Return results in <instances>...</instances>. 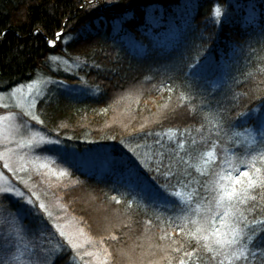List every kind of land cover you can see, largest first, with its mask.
Instances as JSON below:
<instances>
[{"label":"trees","instance_id":"16d2710c","mask_svg":"<svg viewBox=\"0 0 264 264\" xmlns=\"http://www.w3.org/2000/svg\"><path fill=\"white\" fill-rule=\"evenodd\" d=\"M89 1L0 0V92L39 73L91 89L76 97L45 89L34 109L51 138L78 151H113L103 153L102 173L65 161L77 183L62 193L108 264H219L224 257L202 238L197 243L191 220L224 211L215 207V173L235 167L264 179L259 156L260 173L247 166L264 151L256 130L264 110V0ZM50 57L82 62L74 75H59ZM209 151L215 155H203ZM140 189L165 200L149 202ZM248 195L256 200L237 207L249 221L264 220V189ZM245 242L248 259L233 264H264V248ZM69 262L64 253L52 264Z\"/></svg>","mask_w":264,"mask_h":264},{"label":"rangeland","instance_id":"374dc122","mask_svg":"<svg viewBox=\"0 0 264 264\" xmlns=\"http://www.w3.org/2000/svg\"><path fill=\"white\" fill-rule=\"evenodd\" d=\"M92 2L94 1H89ZM53 45L54 43H50V46ZM54 58H49L53 59L54 63L49 67L59 75H74L82 62L81 59ZM42 74L35 75L25 84L0 92V173L3 174L0 176V188L12 190L0 193V237L14 238L21 229L28 234V238L19 244L18 248L0 249V260L6 264H31V261L36 259L31 255V239L42 246L41 259L52 256L51 264L56 256L64 253L70 255L69 264H108L106 251L89 238L81 225L82 221L76 218L65 204V196L62 193L77 183L76 179L70 177L71 170L64 163L73 165L76 170L79 164H87L85 169L88 171L94 168L102 173L105 161L103 153H109L111 157L113 151L99 146H83V149L78 151L73 145L51 138V135L39 127L40 120L32 117H36L34 106L38 98L44 97L45 89L51 88L52 91L75 97L92 95L89 86L72 87L59 82L57 85V82L47 80L48 76ZM260 115L261 113L259 117ZM128 130L139 129L131 127ZM82 157H85L87 162H80ZM5 164L8 168H5ZM223 167L224 164L221 168ZM227 167L229 165H226L225 169ZM142 188L147 186L142 185ZM140 190L142 198L149 202L163 199L161 196H147L144 190ZM15 192H22L24 196L17 197ZM29 199L33 202L31 205L26 203ZM41 202L45 204L46 210L39 207ZM48 212L52 213L51 218ZM56 225H60L73 237L74 243L80 246L74 250L67 240L60 236ZM25 244L28 245L27 248ZM88 252L93 255H87Z\"/></svg>","mask_w":264,"mask_h":264},{"label":"snow or ice","instance_id":"6c2138e0","mask_svg":"<svg viewBox=\"0 0 264 264\" xmlns=\"http://www.w3.org/2000/svg\"><path fill=\"white\" fill-rule=\"evenodd\" d=\"M214 15H221L219 7L214 9ZM28 87L31 89V85ZM241 115L243 116L245 114ZM32 119H37V117L33 116ZM256 130L262 137L261 143L264 144V110H262L258 119ZM245 132H250V130L245 129ZM235 135L239 137L243 135V133L236 132ZM252 140H255V136L252 137ZM28 142L31 143V141ZM180 147H183V144H181ZM203 155L211 157L215 155V152L209 151ZM257 156L264 161V151H261L257 153L256 156H252L251 160L247 162V166L254 168L256 173H260L261 168L255 167ZM226 162L230 163V161ZM204 163L207 164L209 161L205 160ZM5 168H8L7 164H5ZM233 172H236V174L233 175ZM2 175L3 174L0 173V176ZM215 175L217 176V180L215 181V207L216 209L222 208L224 211H217L213 215H205L199 217L198 219L191 220V223L196 225L195 232L192 233V235L195 239H197V243H199V240L202 238L205 241L204 247L209 252L215 251L217 255L224 257V259L219 261V264H225V260H227L228 264H233V261H246L248 259L246 240L252 241L257 247L264 248V220L253 219L252 221H249L244 212L241 211L237 205L243 204L249 199L255 201L256 196H249L248 193L256 187L264 189V179L258 180L257 178L252 177L248 171H237L235 167L228 171L222 170L215 173ZM242 177L247 178L246 182H242ZM235 185H241L240 189L238 190ZM10 191L12 190L6 187L0 188V193H8ZM14 195L17 197L24 196L22 192H15ZM173 195L176 194L173 193ZM113 199H115V197H113ZM26 203L31 205L33 202L29 199ZM39 207L46 210V206L42 202ZM199 211L200 206L198 205L195 212L198 214ZM47 214L51 218L52 213L48 212ZM257 228L260 229L258 235L256 234ZM56 230L59 232L60 236L67 240L68 244L71 245L74 250L80 246L77 243H74L73 237L67 234L60 225H56ZM197 233H203L202 237H197ZM254 236L255 239L253 238ZM26 238H28V234L23 229H21V231L17 233L14 238L11 236L0 237V249L13 247L18 248L19 244L23 243ZM113 239H115V237H113ZM209 240L214 241L217 246L216 249L207 243ZM257 240L260 241L259 244L256 243ZM29 243L32 245L31 255L36 257V259L31 261V264H51L52 256H47L41 259V245H38L31 239L29 240ZM242 244L244 245L243 247H241ZM27 247L28 245L25 244V248ZM86 254L89 256L93 255L91 252ZM185 255L191 256L192 253H185ZM14 259L17 258L14 257ZM0 264H6V262L0 260ZM179 264H186V261L181 259Z\"/></svg>","mask_w":264,"mask_h":264}]
</instances>
